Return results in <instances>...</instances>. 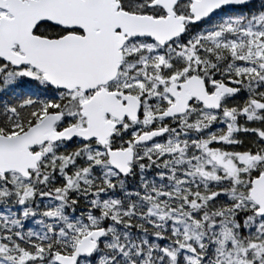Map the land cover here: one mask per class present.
<instances>
[{"label": "snow or ice", "instance_id": "1", "mask_svg": "<svg viewBox=\"0 0 264 264\" xmlns=\"http://www.w3.org/2000/svg\"><path fill=\"white\" fill-rule=\"evenodd\" d=\"M0 264H264V0H0Z\"/></svg>", "mask_w": 264, "mask_h": 264}]
</instances>
